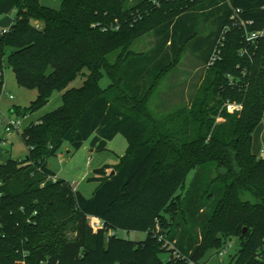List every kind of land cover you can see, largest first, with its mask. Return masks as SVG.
I'll return each instance as SVG.
<instances>
[{
	"label": "trees",
	"instance_id": "16d2710c",
	"mask_svg": "<svg viewBox=\"0 0 264 264\" xmlns=\"http://www.w3.org/2000/svg\"><path fill=\"white\" fill-rule=\"evenodd\" d=\"M128 1L62 0L54 10L0 0V16L15 15L0 35V97L7 65L20 87L37 91L12 113H35L54 93L62 101L23 129L26 157L0 164V264H18L23 253L25 264H203L231 238L239 248L230 264H264V158L252 153L264 117V39L246 44L232 22L239 10L249 30L264 29V0ZM146 35L151 47L133 51ZM217 48L220 60L210 65ZM187 49L197 54L200 83L191 84L187 106L157 108L154 117L149 101ZM80 75L81 87L68 88ZM117 135L126 151L92 171L90 198L64 179L45 181L55 176L48 159L65 143L77 152L90 140L102 152ZM176 198L180 211L161 238L156 221ZM90 218L100 222L95 231ZM178 220L198 234L177 235ZM117 230L146 237L125 240ZM173 244L163 262V246Z\"/></svg>",
	"mask_w": 264,
	"mask_h": 264
},
{
	"label": "rangeland",
	"instance_id": "374dc122",
	"mask_svg": "<svg viewBox=\"0 0 264 264\" xmlns=\"http://www.w3.org/2000/svg\"><path fill=\"white\" fill-rule=\"evenodd\" d=\"M140 0H129V5L136 4ZM40 4L51 8L54 10H58L61 7L62 0H39ZM14 13L9 15L0 16V35L3 30L9 29V24L14 19ZM205 26L202 21V25L199 27V38H203L206 35ZM153 37L151 35H146L135 42L132 50L135 52L146 51L152 45ZM113 60V58H111ZM111 60V61H112ZM197 63V54L193 53L191 49H187L181 56V62L176 70L170 72L164 80L161 82L158 90L166 91L169 87L170 79L173 76L183 74L186 66L196 65ZM199 72L202 73L203 70L199 69ZM84 74H87V71H83ZM84 78L82 75L78 76L68 88H79L83 84ZM109 85V80L107 77H103L100 81V87L102 89L106 88ZM157 90V91H158ZM37 95V91L33 89H26L20 87L15 80V76L10 67L7 65L4 69V92L0 97V119L4 117L11 118H20L22 124L26 127L30 124H34L38 121V119L52 112L61 106V93H54L49 101L40 108L37 112L32 113L30 115H26L22 117L18 115L13 110L18 109L19 112H24L26 108L30 105V103L35 100ZM9 96H12V99H9ZM153 99L149 102V109L154 117L159 115L158 111H155L153 108ZM166 109V108H165ZM257 140L253 144V152L258 158H264V138L258 137L259 131L264 132V117H262L260 123L256 127ZM1 134V127H0ZM119 140L122 142L119 143ZM68 147V144H64L57 157H52L49 159L50 169L53 170L60 179H65L72 185L73 188L78 189V191L85 197L90 198L93 194V191L96 188L95 183L87 182V178L92 176V171L96 168L103 166L104 164L116 165L119 162L120 156L124 155V147H125V139L118 135L117 138L110 144V150L95 152L90 154L87 149H82L78 152H71V154L65 153V148ZM70 149V148H69ZM5 153L0 154V164L5 163L8 160L17 162L23 160L27 155V150L25 145L21 140V136L19 133H12L7 137V142L5 146ZM59 157V159H58ZM88 157H90V161H88ZM62 159V162L59 160ZM89 173L90 175L87 177L85 174ZM194 172L191 171L185 180V187L187 188L193 178ZM52 180L55 181L56 178H46L45 181ZM184 194V190L178 192L179 199H182ZM179 200L176 198L174 203L170 205V207L164 212L162 220H157L155 224V230L160 234L161 238L164 237L165 233L170 229L169 224L174 222L176 216L178 215L179 209ZM179 221V220H178ZM89 223L93 229L96 230L98 223L93 219H89ZM179 228L177 229V235H182L185 230V238L186 236H195L198 234V229L196 227H191L188 224L184 223L182 220L177 222ZM116 236L121 239L131 240V241H142L145 239L146 234L142 232H128L124 230H117L115 232ZM71 235V234H70ZM72 236V235H71ZM178 239V236L177 238ZM173 245H164V252L159 254V258L166 262L169 260L171 253H175ZM175 247V246H174ZM239 248V240L237 238H231L227 244L225 245L222 252L217 253L216 251H210L206 254L203 259V264H230L231 258L235 256ZM224 252V253H223Z\"/></svg>",
	"mask_w": 264,
	"mask_h": 264
},
{
	"label": "crops",
	"instance_id": "0c3cea01",
	"mask_svg": "<svg viewBox=\"0 0 264 264\" xmlns=\"http://www.w3.org/2000/svg\"><path fill=\"white\" fill-rule=\"evenodd\" d=\"M12 22H13V20H12ZM12 22H10V23L12 24ZM11 24H9V27H10ZM180 62H181V60H180ZM180 62L170 72L176 70V68H178V66L180 65ZM199 69H200L199 64L186 66V68L183 71V74H179V75L173 76L170 79L169 87L167 88V90L166 91H159L158 90L152 96V98L150 99V101L152 99L154 100L153 101L154 110L157 111V108H158V109H160V111L161 110L163 111L164 107H166V111L170 112V111L178 109L180 107L187 106L189 104V95H190V91H191V89H190L191 84L194 85L197 80L200 83ZM258 130L255 129V131L253 133L252 148H253L254 142H256V140H257L256 134H257ZM117 136L113 140L107 142L106 149L104 151L110 150V144L117 138ZM261 136H262V138H264V132L259 131L258 137H261ZM119 143L121 144L122 142L119 140ZM126 147H127V145H126V141H125L124 153L126 151ZM64 148H65V153L66 154H68V155L71 154L72 151H71V149H69L70 147L69 148L68 147H64ZM82 149H87V151H89L90 154L96 152L90 146V140L86 141L78 151H80ZM252 153L254 154L253 149H252ZM55 157H57V155ZM120 157H122V156H120ZM58 159H59V157H58ZM90 159L91 158L88 157V161H90ZM59 162H62V159H60ZM104 165H106V164H104ZM47 168L55 175L54 177L56 179H60L57 176V174L53 170L50 169L49 159L47 161ZM85 175L88 177L90 174L86 173ZM65 181L68 182L67 180H65ZM186 189L187 188L185 187L184 192H185ZM75 190L78 191V189H75ZM90 219L95 220V222L98 223V226L100 225V222H99L98 219H96V218H90Z\"/></svg>",
	"mask_w": 264,
	"mask_h": 264
},
{
	"label": "built area",
	"instance_id": "2783aa9c",
	"mask_svg": "<svg viewBox=\"0 0 264 264\" xmlns=\"http://www.w3.org/2000/svg\"><path fill=\"white\" fill-rule=\"evenodd\" d=\"M239 10H235L234 15L232 16L233 25L237 26L239 29L242 30L243 33V40L248 45L255 44L258 40L264 39V29L262 30H249V25L252 22H245L244 20L239 18ZM8 30H3L1 34L7 33ZM219 46L222 47V42L219 43ZM220 60V49L217 48L214 50L212 56L209 59V64L213 65L215 62ZM9 99H12V96H9ZM240 105L237 104H229L227 105V110L230 112L239 111ZM26 116V115H25ZM22 116V117H25ZM0 127H1V134H0V154L5 153V146L7 142V137L10 136L12 133H19L20 136L22 134L23 129L25 126L22 124L20 118H11V117H4L0 119ZM224 253V252H223ZM27 256L26 253L22 254V261L18 264H25V257Z\"/></svg>",
	"mask_w": 264,
	"mask_h": 264
},
{
	"label": "water",
	"instance_id": "95a60500",
	"mask_svg": "<svg viewBox=\"0 0 264 264\" xmlns=\"http://www.w3.org/2000/svg\"><path fill=\"white\" fill-rule=\"evenodd\" d=\"M110 175H113V172H111Z\"/></svg>",
	"mask_w": 264,
	"mask_h": 264
}]
</instances>
